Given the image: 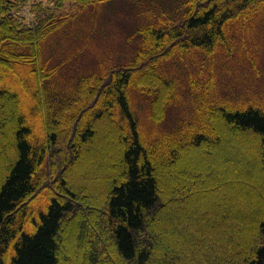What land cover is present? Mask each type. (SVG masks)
<instances>
[{
    "label": "trees",
    "instance_id": "trees-1",
    "mask_svg": "<svg viewBox=\"0 0 264 264\" xmlns=\"http://www.w3.org/2000/svg\"><path fill=\"white\" fill-rule=\"evenodd\" d=\"M46 1L0 0V264H264V110L212 103L201 78L191 120L147 138L132 104L146 94L160 122L175 82L159 64L230 52L229 25L264 0L149 5L135 58L60 101L40 88L41 41L100 0Z\"/></svg>",
    "mask_w": 264,
    "mask_h": 264
},
{
    "label": "rangeland",
    "instance_id": "rangeland-1",
    "mask_svg": "<svg viewBox=\"0 0 264 264\" xmlns=\"http://www.w3.org/2000/svg\"><path fill=\"white\" fill-rule=\"evenodd\" d=\"M184 1L100 0L84 5L41 41L38 62L54 72L41 81L40 88H46L51 99L60 101L74 93L82 75L103 74L111 67L131 62L142 47L139 29L154 20L148 16L149 7L162 15L167 8L183 7ZM31 7L26 4L20 8L28 19L32 17ZM229 28L235 34L230 52L221 47L215 55L205 57L200 48H194L159 64L160 70L175 82L173 99L160 122L154 124L149 119L147 95L132 93L139 126L147 138L173 131L185 119L191 120L194 91L199 90V99L203 96L204 86L197 85L201 78L212 79V103L248 104L264 110V7L252 20L230 24ZM190 78H196L193 90Z\"/></svg>",
    "mask_w": 264,
    "mask_h": 264
}]
</instances>
